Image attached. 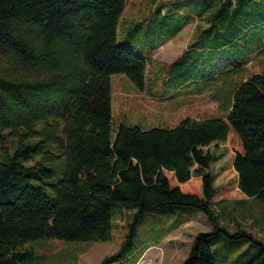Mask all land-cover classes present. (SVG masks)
Instances as JSON below:
<instances>
[{"label":"trees","instance_id":"obj_1","mask_svg":"<svg viewBox=\"0 0 264 264\" xmlns=\"http://www.w3.org/2000/svg\"><path fill=\"white\" fill-rule=\"evenodd\" d=\"M124 2L0 0V264H34L29 243L39 239L110 241L117 210L127 231L98 263L108 264L130 250L147 213L179 206L212 228L193 235L181 264H215L209 241L219 237L257 247L230 264H264V239L237 222L228 230L210 206L264 199V70L230 87L223 117L118 124L110 138L109 76L124 73L141 91L147 63L117 41ZM215 21L214 49L227 37L226 10Z\"/></svg>","mask_w":264,"mask_h":264},{"label":"rangeland","instance_id":"obj_2","mask_svg":"<svg viewBox=\"0 0 264 264\" xmlns=\"http://www.w3.org/2000/svg\"><path fill=\"white\" fill-rule=\"evenodd\" d=\"M190 5H194V8ZM224 10L227 13L228 31L226 39L218 42L222 43V47L217 52L214 49L217 45L215 35L220 26H216L215 20ZM116 38L119 45L141 50L146 45L149 47L156 43H162L163 48L171 45L174 47L173 55L176 53L178 56L156 57L161 66L155 68L158 75L164 76L159 81L154 77L146 92L137 90L124 73L109 76L110 138L114 136L118 124L143 129V125L151 123L172 125L183 116H222L217 100L209 93L185 96L182 106L169 105V108L151 106L146 102L149 97H144V94L155 93L159 97L179 83L194 91L201 84L210 83L212 73L223 79L227 77L224 81L229 91L237 81L263 71L264 54H252L257 48H264V0H233L227 6L220 0L211 1L210 5L206 0H125L117 21ZM201 43L208 50L203 48L197 51ZM224 52L226 60L224 57L218 59V55ZM249 55H252L250 60L243 66L244 59ZM236 66H243V70L233 74ZM146 68L151 80L154 74L150 61H147ZM207 76L209 78L204 82L199 80ZM152 107L156 108L151 110ZM210 206L220 224L228 230L235 231L240 224L255 238L264 239V199L226 197L212 199ZM121 213L116 210L113 215L110 241L39 239L30 242L29 246L36 256L34 264H98L105 255L119 250L125 239L127 227L124 225L125 215ZM211 229L204 214L192 206L147 213L132 237L128 238L130 250L123 251L116 261L108 264H181L193 235ZM209 245L215 264H230L240 257L249 259L257 251V247L249 246L245 239L219 237L210 240ZM152 257H155L154 261Z\"/></svg>","mask_w":264,"mask_h":264},{"label":"crops","instance_id":"obj_3","mask_svg":"<svg viewBox=\"0 0 264 264\" xmlns=\"http://www.w3.org/2000/svg\"><path fill=\"white\" fill-rule=\"evenodd\" d=\"M171 11H173V10H171ZM190 23H191V21L188 22L187 24H190ZM161 46H162V43H156V44L150 45L149 47L146 45L145 47H143V50L136 49L132 46H129L133 50H135L136 52L141 54L147 61L151 62V67H152L151 70H152V74H154V76L152 77L151 80H149V70L145 66L144 88H143V91L145 90L144 92H146L147 87L149 85H151L150 83H151V81L153 82L154 77H156V80L159 81L160 78L164 76L161 74L158 75L159 73L157 72V68H155L156 66L157 67L159 65L161 66V63H158V61H156V57L159 59V55H163L164 57H172L176 54L175 53L173 55V53H174L173 52L174 51L173 46L170 45V47H166V48H163ZM206 49H207V47H206ZM220 49H221V47L216 48L215 51L218 52V51H220ZM197 51H198V47H197ZM262 54H264V52L259 53V54H252V55H262ZM176 56H178V55H175L174 57H176ZM222 57H224V59L226 60V58H227L226 52H224L223 54L220 53L217 58L220 59ZM161 60L164 61V59H161ZM248 60H250V58ZM244 66H245V64H244ZM241 69L243 70V67ZM221 70L222 69H220L219 71H221ZM239 71H241V70H239ZM225 72H226V70H225ZM211 76L212 77L210 78V80H211L210 83H208L207 85L201 84L197 88V90H194V91L191 88H186L185 84L183 85V84L179 83L178 85H176V86L173 85L171 88H169L168 91L166 93H164L162 96L156 97L157 94L149 93V95L144 94V97L145 96L149 97V101L146 100V102H148L151 106H158V107H164L165 106L166 108H169L170 107L169 105H180V106H182L183 101L185 99L184 98L185 96L209 93L210 95H212V97L214 99L217 100V104H218L219 108L221 109V112L223 115L222 116L195 117V118L223 117L225 115V113L227 111V107H228V92L229 91H228V87L224 81V79L226 80L227 77L223 79L221 76L218 77V75H216V73H212ZM208 78H209V76L200 78L199 80H203V82H204ZM222 84L224 86H222ZM153 108H156V107H152L151 110H153ZM173 125L174 124H172V125H161L160 126V125H153L151 123L149 125H143V129H148V128L153 127V126L170 128ZM246 198H249V197H246ZM250 199H253V198H250ZM145 249H146V247H145ZM145 249H143V251ZM152 260L154 261L155 257H152Z\"/></svg>","mask_w":264,"mask_h":264}]
</instances>
